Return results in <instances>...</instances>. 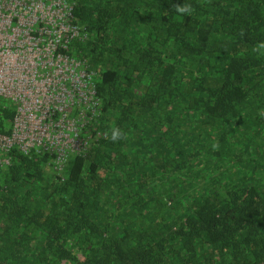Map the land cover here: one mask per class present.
Wrapping results in <instances>:
<instances>
[{"label": "trees", "instance_id": "1", "mask_svg": "<svg viewBox=\"0 0 264 264\" xmlns=\"http://www.w3.org/2000/svg\"><path fill=\"white\" fill-rule=\"evenodd\" d=\"M62 1L84 145L0 150V264L264 262V0Z\"/></svg>", "mask_w": 264, "mask_h": 264}, {"label": "rangeland", "instance_id": "2", "mask_svg": "<svg viewBox=\"0 0 264 264\" xmlns=\"http://www.w3.org/2000/svg\"><path fill=\"white\" fill-rule=\"evenodd\" d=\"M71 30L62 0H0V93L19 106L14 136H0V150L41 145L57 150L58 165L82 151L93 76L58 50ZM74 106L82 109L78 118L67 111Z\"/></svg>", "mask_w": 264, "mask_h": 264}, {"label": "clouds", "instance_id": "3", "mask_svg": "<svg viewBox=\"0 0 264 264\" xmlns=\"http://www.w3.org/2000/svg\"><path fill=\"white\" fill-rule=\"evenodd\" d=\"M190 6L185 4V5H177L176 6V11L181 13V14H185V13H188L190 12ZM261 48H264V44L260 45ZM122 138V133L119 129H113L112 130V133H111V139L112 141H117L119 139Z\"/></svg>", "mask_w": 264, "mask_h": 264}, {"label": "bare ground", "instance_id": "4", "mask_svg": "<svg viewBox=\"0 0 264 264\" xmlns=\"http://www.w3.org/2000/svg\"><path fill=\"white\" fill-rule=\"evenodd\" d=\"M35 76L37 77V74H35ZM25 80V78H23V77H20V81H24ZM46 82H50V81H45V84H46ZM42 85H44V84H42Z\"/></svg>", "mask_w": 264, "mask_h": 264}, {"label": "built area", "instance_id": "5", "mask_svg": "<svg viewBox=\"0 0 264 264\" xmlns=\"http://www.w3.org/2000/svg\"><path fill=\"white\" fill-rule=\"evenodd\" d=\"M58 158H59V156H58ZM59 166V168L60 169H62V167H63V164H61V165H58ZM260 264H264V262H262V263H260Z\"/></svg>", "mask_w": 264, "mask_h": 264}]
</instances>
